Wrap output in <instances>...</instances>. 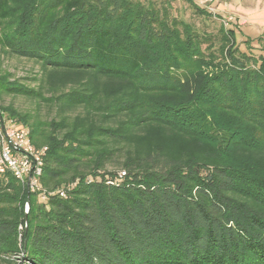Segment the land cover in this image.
I'll return each mask as SVG.
<instances>
[{"label": "trees", "instance_id": "obj_1", "mask_svg": "<svg viewBox=\"0 0 264 264\" xmlns=\"http://www.w3.org/2000/svg\"><path fill=\"white\" fill-rule=\"evenodd\" d=\"M171 1L0 0V52L39 66L0 96L54 113L0 105L47 150L40 192L0 176V264H264V56Z\"/></svg>", "mask_w": 264, "mask_h": 264}, {"label": "rangeland", "instance_id": "obj_2", "mask_svg": "<svg viewBox=\"0 0 264 264\" xmlns=\"http://www.w3.org/2000/svg\"><path fill=\"white\" fill-rule=\"evenodd\" d=\"M193 2L210 13L211 19L194 14L182 0L169 2L170 12L173 16L195 25L200 31L216 33L221 24L235 32V40L241 51L254 57L264 56V0H193ZM38 71L39 66L33 61L0 52V73H9L10 81L33 87L35 85L33 77ZM0 105L32 113L42 121L49 120L54 114L46 106L23 97L0 96ZM107 169L115 171L116 166L110 165ZM23 227L21 226V230ZM17 258L19 257L12 261L19 263Z\"/></svg>", "mask_w": 264, "mask_h": 264}, {"label": "built area", "instance_id": "obj_3", "mask_svg": "<svg viewBox=\"0 0 264 264\" xmlns=\"http://www.w3.org/2000/svg\"><path fill=\"white\" fill-rule=\"evenodd\" d=\"M46 152V147L37 148L31 143L27 128L17 125L0 111V176L9 174L29 194L40 192L39 179ZM27 212L25 203L24 213Z\"/></svg>", "mask_w": 264, "mask_h": 264}]
</instances>
